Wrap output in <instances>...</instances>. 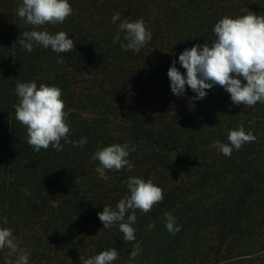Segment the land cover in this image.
<instances>
[{
	"label": "trees",
	"instance_id": "obj_1",
	"mask_svg": "<svg viewBox=\"0 0 264 264\" xmlns=\"http://www.w3.org/2000/svg\"><path fill=\"white\" fill-rule=\"evenodd\" d=\"M69 3L73 12L62 24L34 28L18 17L22 0H0V227L12 230L29 264H82L80 256L112 248L119 253L113 264H264V103L235 105L219 85L203 99L187 86L177 96L167 75L173 61L186 75L178 56L211 45L221 18L264 15V0ZM125 19L143 20L151 32L139 52L121 48L123 32L114 42ZM31 30L64 31L75 50L34 44L29 53L18 39ZM31 81L62 90L68 139L86 138L83 147L62 140V151L34 152L13 107L17 82ZM241 126L254 142L231 156L213 147ZM113 144L128 145L132 169L106 170L103 180L92 156ZM129 177L151 179L164 193L150 212L136 210L132 242L118 224L103 228L97 215L130 195ZM165 213L178 233L166 229ZM8 252L0 250V264H14Z\"/></svg>",
	"mask_w": 264,
	"mask_h": 264
},
{
	"label": "clouds",
	"instance_id": "obj_2",
	"mask_svg": "<svg viewBox=\"0 0 264 264\" xmlns=\"http://www.w3.org/2000/svg\"><path fill=\"white\" fill-rule=\"evenodd\" d=\"M73 12L69 0H22L17 8L18 17L34 28L44 25L62 24ZM120 19V13L112 16L115 23ZM119 32L125 33L126 43L121 44L125 51L139 52L151 40V32L146 28L143 20H123L118 25V34L114 42L120 41ZM215 39L211 45L194 44L185 49L178 61L186 75L176 67V61L168 69L171 91L174 95L182 96L186 86L196 93L195 99H203L207 91L215 85L224 88L235 105L254 107L257 102L264 103V15H257L251 11L248 14L230 17L224 16L214 26ZM19 44L29 53L34 44L45 49L50 48L55 53H69L75 50V43L64 31L50 34L47 30L25 31L18 39ZM58 59L57 63H63ZM15 93L19 103L14 104L15 118L26 127L27 143L34 152L52 147L62 151L61 141L83 147L86 138L76 141L68 139L70 126L68 112L62 98V90L57 86L41 83L39 87L35 81L17 82ZM229 143L215 141L213 147L225 156H231L233 149L239 150L245 143L256 140L255 135L241 126L238 130H231L227 137ZM131 151H136L135 146ZM130 155L127 144H113L98 149L92 156L99 161L95 171L100 178L107 180L108 171H119L132 165L128 159ZM183 175V174H182ZM130 195L119 200L115 210L104 206L98 213L103 228H111L118 224L126 242L135 241L136 210L148 213L161 203L164 193L161 187L156 186L151 179L145 181L137 177H129L126 181ZM131 210L132 214L127 215ZM166 229L171 234L181 229L176 225L175 218L165 213ZM7 248L9 256H15L14 264H29L26 251L21 252L19 245L10 228L0 227V250ZM140 254V246L136 244L130 253L132 259ZM119 253L115 248L101 251L90 258L80 256L82 264H113Z\"/></svg>",
	"mask_w": 264,
	"mask_h": 264
},
{
	"label": "rangeland",
	"instance_id": "obj_3",
	"mask_svg": "<svg viewBox=\"0 0 264 264\" xmlns=\"http://www.w3.org/2000/svg\"><path fill=\"white\" fill-rule=\"evenodd\" d=\"M83 115H86V113H82V116H83ZM12 258H13V262H14V261H15V259H16V257H15V256H13Z\"/></svg>",
	"mask_w": 264,
	"mask_h": 264
}]
</instances>
